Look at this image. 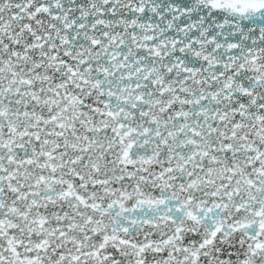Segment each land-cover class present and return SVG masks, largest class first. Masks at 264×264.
Segmentation results:
<instances>
[{
    "label": "snow or ice",
    "instance_id": "1",
    "mask_svg": "<svg viewBox=\"0 0 264 264\" xmlns=\"http://www.w3.org/2000/svg\"><path fill=\"white\" fill-rule=\"evenodd\" d=\"M0 264H264V0H0Z\"/></svg>",
    "mask_w": 264,
    "mask_h": 264
}]
</instances>
